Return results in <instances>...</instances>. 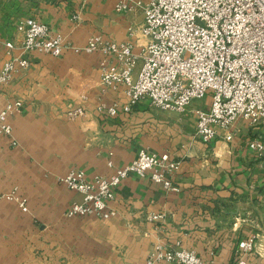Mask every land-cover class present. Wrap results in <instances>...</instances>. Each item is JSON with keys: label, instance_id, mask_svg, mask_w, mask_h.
<instances>
[{"label": "crops", "instance_id": "obj_1", "mask_svg": "<svg viewBox=\"0 0 264 264\" xmlns=\"http://www.w3.org/2000/svg\"><path fill=\"white\" fill-rule=\"evenodd\" d=\"M123 1L134 8L116 12ZM140 1L150 0H0V69L11 57L7 42L16 46L13 56L30 64L3 89L0 103L2 108L8 101L24 102L9 118L11 136L0 134V195L17 188L29 207L23 212L0 199V264H147L160 242H180L206 263L237 264L239 243L250 238L255 249L245 256L246 264H264V158L249 149L251 140L264 141V128L240 122L232 143L218 138L207 145L196 137L195 110L210 100L192 103L181 114L147 101L116 118L97 111L125 104L126 96L102 87L100 52L75 49L101 35L132 40L140 52L139 31L130 33L144 22L143 10L135 6ZM27 18L64 38L68 48L60 57L22 51L17 25ZM76 107L88 116L68 120L66 112ZM142 150L169 154L179 163L172 176L178 192L131 174L115 190L116 217L65 216L82 196L62 178L72 170L109 178ZM160 212L168 214L165 221L148 219Z\"/></svg>", "mask_w": 264, "mask_h": 264}, {"label": "built area", "instance_id": "obj_2", "mask_svg": "<svg viewBox=\"0 0 264 264\" xmlns=\"http://www.w3.org/2000/svg\"><path fill=\"white\" fill-rule=\"evenodd\" d=\"M144 12L139 33L147 40L136 52L137 44L130 40L115 42L101 35L92 37L78 53L100 52L101 84L106 90H123L127 101L97 108L99 114L116 118L120 111L130 114L143 101L160 111L184 113L194 100L209 97L205 108L195 110L196 137L204 144L218 138L232 143L239 131L238 123L264 128V0H150L137 2ZM134 6L129 2L116 5V12L126 13ZM22 35L21 49L25 53L41 52L60 57L68 48L64 38L34 18L17 25ZM136 30L130 29L134 36ZM6 47L11 57L0 69V103L3 89L14 76L29 68L23 57L13 56V42ZM24 106L21 99L8 101L0 108V134L11 136L9 118ZM83 107L66 112L70 121L85 119ZM250 151L264 158V141L249 142ZM112 166V163H109ZM264 165V164H263ZM180 166L169 154H153L146 150L127 166L109 177L88 178L83 170H72L61 182L82 196L65 212L68 218L94 216L109 220L118 215L112 207L116 188L131 174L149 176L166 190L178 192L172 182ZM28 212V200L17 188L0 195ZM168 214H151L152 222L165 221ZM255 249V239L239 243L237 264H246L245 256ZM147 264H210L194 250L180 242L157 243Z\"/></svg>", "mask_w": 264, "mask_h": 264}, {"label": "rangeland", "instance_id": "obj_3", "mask_svg": "<svg viewBox=\"0 0 264 264\" xmlns=\"http://www.w3.org/2000/svg\"><path fill=\"white\" fill-rule=\"evenodd\" d=\"M139 27H140V26L134 27V29L138 31ZM137 35L139 36L138 39H139V40H142L140 44L146 45L147 40H146L141 34H140V35L137 34ZM203 101H204V102H205V101H206V102H209V97H207L206 99H203L202 101H201V100H200V101H199V100H194L192 103H193V104H195V103H202ZM199 105H201V104H199ZM201 106H202V105H201ZM202 107H203V106H202ZM199 108H200V107H199ZM0 199H1V198H0Z\"/></svg>", "mask_w": 264, "mask_h": 264}]
</instances>
